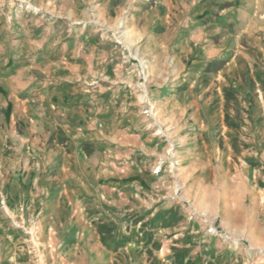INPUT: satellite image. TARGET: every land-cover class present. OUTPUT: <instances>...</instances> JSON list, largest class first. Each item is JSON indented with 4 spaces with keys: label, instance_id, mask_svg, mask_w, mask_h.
Masks as SVG:
<instances>
[{
    "label": "crops",
    "instance_id": "crops-1",
    "mask_svg": "<svg viewBox=\"0 0 264 264\" xmlns=\"http://www.w3.org/2000/svg\"><path fill=\"white\" fill-rule=\"evenodd\" d=\"M68 3L40 0L37 15L0 8V234L11 262L24 256L17 219L35 227L38 264H99L107 246L132 236L122 224L137 221L140 195L167 175L154 170L160 157L173 163L177 184L197 206L200 191L217 199V182L225 198L228 182L217 175L234 169L212 166L219 144L241 136V151L264 158V0H208L207 11L194 8L176 58L191 69L180 66L185 75L176 87L146 90L144 101L163 114L165 140L135 114L123 119L105 88L67 82L76 76L67 70L72 63L95 58L81 61L85 49L70 38L72 27L57 22ZM108 3L117 8V0ZM78 74L86 77L87 68ZM119 89L112 103L122 107ZM247 137L256 138L253 155L248 144L255 141ZM220 147L234 155L233 145ZM247 190L246 181L234 189Z\"/></svg>",
    "mask_w": 264,
    "mask_h": 264
},
{
    "label": "rangeland",
    "instance_id": "rangeland-1",
    "mask_svg": "<svg viewBox=\"0 0 264 264\" xmlns=\"http://www.w3.org/2000/svg\"><path fill=\"white\" fill-rule=\"evenodd\" d=\"M72 1L65 6L57 22L67 24L68 29L72 27L70 38L85 49H81V61L84 62V55L95 58L90 63H72V68L67 70L76 76L67 78V82L105 88L107 104L118 106L123 119L135 114L136 119L145 120L147 130L165 140L166 127L162 128L159 120L163 114L157 110L158 106L154 110L151 103L144 101L146 90L155 92L166 85L176 87L185 75V69L181 71L180 66L191 69L192 63L177 62L179 37L184 26L193 21L194 8L207 11L208 0H117L118 9L110 7L108 2L111 0ZM39 2L0 0V8H19L37 15L41 13L35 7ZM51 17L49 19L54 18ZM85 67L88 74L82 77L78 73ZM120 71L134 77L118 80L115 73ZM118 89L121 90L122 107L118 99L117 103H112V97H115L112 92H118ZM128 98L132 104L124 101ZM129 104L138 111L125 110ZM236 113L233 112L235 116ZM239 113L243 114L242 111ZM233 128L232 125L228 127ZM248 138L256 140L255 137L245 140ZM233 139L237 143L219 144L218 156L212 160L213 167L231 166L235 170L229 175H217L228 182V185L224 183L228 187L225 198L222 182H217L211 184L217 199L210 200L200 191L198 201L201 205H193L195 198L188 197L189 191L181 189L175 180L173 163H167L165 157L158 158L154 170L167 175L164 179L158 178L140 195L137 221L122 224L132 236L120 245L107 246L99 264H264V158L260 154L248 157L239 146L241 136H233ZM255 143L248 144L251 155L257 149ZM220 145L224 148L233 145L234 155L222 152ZM245 181L248 190L243 194L236 193L235 186ZM12 224L23 230L19 246L24 256L21 261L11 262L5 255L8 245L0 234V264H38L41 245L35 227L17 219ZM99 252L102 254L103 250Z\"/></svg>",
    "mask_w": 264,
    "mask_h": 264
},
{
    "label": "built area",
    "instance_id": "built-area-1",
    "mask_svg": "<svg viewBox=\"0 0 264 264\" xmlns=\"http://www.w3.org/2000/svg\"><path fill=\"white\" fill-rule=\"evenodd\" d=\"M145 113H147L148 111L146 110V111H144Z\"/></svg>",
    "mask_w": 264,
    "mask_h": 264
}]
</instances>
